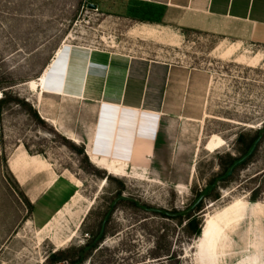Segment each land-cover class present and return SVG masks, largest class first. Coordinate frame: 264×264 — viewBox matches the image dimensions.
I'll list each match as a JSON object with an SVG mask.
<instances>
[{
    "label": "rangeland",
    "instance_id": "obj_1",
    "mask_svg": "<svg viewBox=\"0 0 264 264\" xmlns=\"http://www.w3.org/2000/svg\"><path fill=\"white\" fill-rule=\"evenodd\" d=\"M90 3L0 0V264H67L54 253L83 245L101 223L100 250L82 264H264V45L148 25L130 32L138 23ZM64 44L117 45L188 72L147 169L129 163L127 175H113L87 154L101 129L103 152L111 150L116 108L50 94L39 101L29 87ZM213 134L226 145L210 151ZM17 154L41 171L28 174L27 184H44L36 204L12 172L21 171ZM146 205L173 214L191 207L199 232L185 213Z\"/></svg>",
    "mask_w": 264,
    "mask_h": 264
},
{
    "label": "crops",
    "instance_id": "obj_2",
    "mask_svg": "<svg viewBox=\"0 0 264 264\" xmlns=\"http://www.w3.org/2000/svg\"><path fill=\"white\" fill-rule=\"evenodd\" d=\"M93 2L97 5V11L108 18L138 23L139 26H132L130 32L135 30L140 32L143 25H148L156 32L163 29L194 31L224 35L233 43L264 45V0H93ZM116 46L61 45L35 81L36 87H32V82L29 83V87L37 92L39 101L46 94H50L76 103H95L104 109L116 108L119 116L111 150L103 152L104 141L109 134L105 129H101V133L92 138L94 141L91 139L89 142L87 154L92 162L105 161V170L113 174L108 168L113 159L118 134L125 131L127 121L133 132L131 138L127 139L126 147L116 158L118 168L123 172L121 176H125L129 163L136 167L139 162L133 148L140 143L142 135H148V139L151 140L152 155L148 157L147 163L154 156L166 109L174 103L172 99L184 97L181 86L183 83L187 84L189 76L187 71L170 60L124 52ZM148 110L157 113L156 125L153 123L156 117L149 125L145 123V119L151 116ZM45 119L54 125H61L56 118ZM70 136L76 137L73 134ZM96 146L99 147V151L96 150ZM102 154L107 156L103 158ZM17 156L18 154L14 156V160L17 161L15 167L21 168V171L18 173L12 171L11 160L8 166L21 184L30 187L29 194L36 195L33 200L36 204L39 200L38 195L44 192V184H27L29 168H32L29 167L30 163L28 165L27 163L31 161L25 158L24 154H21V157ZM23 164H26L25 168H22ZM32 170L41 172L34 168Z\"/></svg>",
    "mask_w": 264,
    "mask_h": 264
},
{
    "label": "trees",
    "instance_id": "obj_3",
    "mask_svg": "<svg viewBox=\"0 0 264 264\" xmlns=\"http://www.w3.org/2000/svg\"><path fill=\"white\" fill-rule=\"evenodd\" d=\"M4 101H5V98H4V96H2L0 98V104ZM263 129H264V127H262L260 129L259 133ZM258 137L259 136L257 135V138ZM252 147H253V144L250 146L249 152L252 150ZM241 161H242V159L236 158V159H234V164H237ZM145 207L148 210H153V211H156V212L163 214V215H171V216L176 215L177 216V215H181V214L185 213L187 215V218L189 219V225L192 226L194 228V230H197V232H199L198 221H199L200 217L196 214L190 213L191 207H187L183 211H175V214L169 213L168 211H166L164 209H158V208L151 207L148 205H146ZM104 233H105L104 232V223H101L99 228H98L97 233L92 238L88 239V241L86 243H84L83 245H80L78 247L73 246V247H70L67 249L56 251V253H54V255H53L55 258L54 262H65L67 264H82L83 262H85V260L94 251L100 250L101 243L103 242V240L105 238Z\"/></svg>",
    "mask_w": 264,
    "mask_h": 264
},
{
    "label": "bare ground",
    "instance_id": "obj_4",
    "mask_svg": "<svg viewBox=\"0 0 264 264\" xmlns=\"http://www.w3.org/2000/svg\"><path fill=\"white\" fill-rule=\"evenodd\" d=\"M31 84H32V87L35 88L37 85V82H32ZM148 112H150L151 116H150V118L145 119V123L147 125H149V122L151 123L153 118L156 117V119L154 118V122H153L156 125V120L158 118L157 113L150 111V110H148ZM154 115H156V116H154ZM141 121H143V120H141ZM122 122H123V119H122ZM125 122H126L127 128L125 129V131H122L118 134L117 142H116V145L114 147L113 159H112L110 166L108 168L111 173L117 174V175H121V174H123V172L121 171V169L118 168L116 158L118 157L119 153L126 147L125 144H127V139L131 138V135L133 132L131 130L130 123H128L127 121H125ZM122 124L124 125V123H122ZM224 145H226V140L218 134H213L206 143V149H208L210 151H214V150H217V149L223 147ZM133 152L135 153L136 158H139V160H138L139 162H138L137 166L134 168L135 169H143V170L147 169L148 157L152 155L151 140L148 139V135H142V137L140 138V143L135 148H133Z\"/></svg>",
    "mask_w": 264,
    "mask_h": 264
},
{
    "label": "water",
    "instance_id": "obj_5",
    "mask_svg": "<svg viewBox=\"0 0 264 264\" xmlns=\"http://www.w3.org/2000/svg\"><path fill=\"white\" fill-rule=\"evenodd\" d=\"M88 6L90 8L97 9V5L95 3H90ZM154 262H156V260Z\"/></svg>",
    "mask_w": 264,
    "mask_h": 264
}]
</instances>
